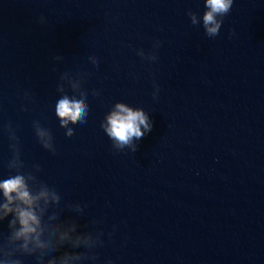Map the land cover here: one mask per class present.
<instances>
[{
    "label": "clouds",
    "instance_id": "9594fccd",
    "mask_svg": "<svg viewBox=\"0 0 264 264\" xmlns=\"http://www.w3.org/2000/svg\"><path fill=\"white\" fill-rule=\"evenodd\" d=\"M234 0H204L205 11L200 16L188 10L187 15L193 26L202 23L208 38L220 34L224 18L231 12ZM40 23L45 18L40 17ZM229 32V39L234 35ZM162 46L160 40L153 42L152 51L145 53L143 48L136 49L142 60L150 63L158 61L157 50ZM55 61L63 59L55 56ZM93 67L99 69L100 61L95 55L88 56ZM87 73L64 72L60 75L57 92L60 98L55 104V116L59 127L65 130V136L71 138L75 134L73 125L85 126L89 117V92L84 87ZM153 99H158L159 84L152 81ZM68 90L71 91L69 95ZM93 96H99L96 90ZM24 99L31 101V94L25 93ZM21 111H27L22 107ZM100 127L111 141L117 152L138 150V141L152 131L153 123L149 114L142 107L129 106L117 101L105 113ZM37 142L51 154H56V146L52 131L44 127L39 120L32 122ZM7 134L9 149L12 153L7 162L10 175L0 179V224L7 221L6 231H0V264H25V259H32L33 264H98V249L105 246V235L111 240L117 230L113 224L111 230L105 232L102 220L93 219L89 223L91 229L81 230L78 219H62L63 209L67 208L76 217L84 215L87 203L61 204L62 195L58 188L49 186L40 180L37 173L42 169L39 164L31 169L21 159V148L17 130L11 123L2 126ZM103 264H114L106 258Z\"/></svg>",
    "mask_w": 264,
    "mask_h": 264
}]
</instances>
